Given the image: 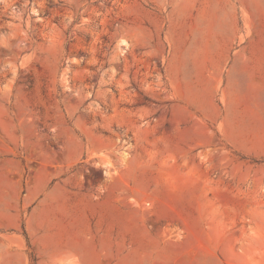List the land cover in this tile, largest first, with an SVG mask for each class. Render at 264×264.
Instances as JSON below:
<instances>
[{"label":"rangeland","instance_id":"rangeland-1","mask_svg":"<svg viewBox=\"0 0 264 264\" xmlns=\"http://www.w3.org/2000/svg\"><path fill=\"white\" fill-rule=\"evenodd\" d=\"M260 113L264 0H0V264H264Z\"/></svg>","mask_w":264,"mask_h":264},{"label":"crops","instance_id":"crops-1","mask_svg":"<svg viewBox=\"0 0 264 264\" xmlns=\"http://www.w3.org/2000/svg\"><path fill=\"white\" fill-rule=\"evenodd\" d=\"M195 108L200 109L201 112L203 113L204 117L207 120H226V121H241L244 120L243 117L241 116H235V114L229 113V112H223L220 114V112L217 110V106L215 102H211L210 104H202V103H197L195 102ZM259 119L262 123H260V127L255 129V130H251L248 129L245 132L238 129L239 132H237L235 135H239V136H256V137H262L264 136V114L260 113L259 114ZM238 125V124H235ZM264 142V141H263ZM242 148H244L242 145L240 144ZM257 198L260 199H264V195L262 192L258 193L256 195ZM245 200V199H244Z\"/></svg>","mask_w":264,"mask_h":264}]
</instances>
